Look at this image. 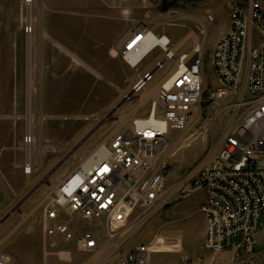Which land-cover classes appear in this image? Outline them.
<instances>
[{
  "label": "rangeland",
  "instance_id": "rangeland-1",
  "mask_svg": "<svg viewBox=\"0 0 264 264\" xmlns=\"http://www.w3.org/2000/svg\"><path fill=\"white\" fill-rule=\"evenodd\" d=\"M34 1L25 0L24 21L17 26L7 21L4 10L0 12V114L4 116H0V178L10 185L14 202L34 183L42 184L41 195L45 197L39 206L29 200L35 209L25 214L22 206L32 186L14 205L13 213L19 219L24 217L26 226L43 229L45 205L63 188L74 168L101 142L130 125L135 114L148 113L153 97L146 103L143 101L147 99L143 100V106L140 96L130 102L125 97L162 59L163 52L156 49L137 68H131L121 48L134 27L145 24L154 34L168 35L172 47L179 43V53L188 51L198 40L196 33L205 55L202 102L187 128L170 134L161 154L167 174L159 201L149 209L152 215L144 217L143 209L134 211L122 225L120 241L124 249L150 245V264H186L181 255H190L195 262L202 256L203 264L215 259L231 264L232 252L216 255L204 247L198 220L205 190L185 192L194 167L209 152L218 151L225 132L232 124H240L247 113L245 107L238 112L233 109L234 97L217 104L210 101L217 85L212 65L215 35L228 24L229 0H217L218 5H211L215 21L200 24L191 14L208 5L188 4L201 0H151L159 5H127L129 1L119 5L115 0ZM19 6L17 0L9 3L10 19L17 16ZM199 28H205V32ZM171 67L169 63L157 72L140 95L157 88ZM26 135L32 136L31 143H25ZM27 157L32 158L35 168L29 175L24 174ZM75 183L76 179H71L64 190H72ZM1 189L0 202L4 198ZM72 223L76 233L87 227L84 222ZM41 242L51 251L74 247L73 242L52 245L54 248ZM256 247L264 252L263 220L256 233ZM114 256V251L103 254L104 262ZM263 257L262 253L260 262H264Z\"/></svg>",
  "mask_w": 264,
  "mask_h": 264
},
{
  "label": "built area",
  "instance_id": "built-area-1",
  "mask_svg": "<svg viewBox=\"0 0 264 264\" xmlns=\"http://www.w3.org/2000/svg\"><path fill=\"white\" fill-rule=\"evenodd\" d=\"M138 1L143 5L150 2ZM233 2L228 27L214 46L212 65L217 85L210 101L217 104L234 97L233 109L238 112L245 107L247 113L240 124H232L225 132L218 151L209 152L194 167L185 192L205 190L200 207L207 224L205 249L216 255L232 252L231 264H254L261 257L256 233L264 221V0ZM199 30L205 32V28ZM157 36L139 24L121 48L131 68H137L156 49L163 52L162 59L126 95L128 102L172 63L157 84L148 113L135 114L130 125L101 142L89 165L83 164L86 158L79 163L44 207L46 234L62 235L66 241L75 239L78 250L87 254L111 247L115 256L107 264H149L150 245L122 248V225L137 209L144 210V217L152 215L149 209L159 201L167 174L161 154L170 134L187 128L204 95L203 43L198 39L189 51L179 53L168 35ZM146 44L149 52L137 59ZM31 142L32 136L26 135L25 143ZM34 169L28 159L25 174ZM74 177L77 186L65 192V184ZM74 219L96 221L99 230L76 236L70 227ZM183 260L186 264L195 262L188 257ZM0 264L11 263L0 256Z\"/></svg>",
  "mask_w": 264,
  "mask_h": 264
},
{
  "label": "crops",
  "instance_id": "crops-1",
  "mask_svg": "<svg viewBox=\"0 0 264 264\" xmlns=\"http://www.w3.org/2000/svg\"><path fill=\"white\" fill-rule=\"evenodd\" d=\"M11 1L12 0H0V12H3L4 10L7 15V18H6L7 21L12 22L14 26H17V25L22 24L24 21V14H25L24 5H26V2L25 0H17V3L20 4L19 6L20 11L15 18L10 19L9 14L12 8L8 7V5ZM33 1L34 0H32L31 2ZM115 1L119 5L126 4V2L123 0H115ZM128 1L129 2L127 3V5H143L138 0H128ZM216 1L217 0H201L198 3L193 2L191 4H188V5H208V7H204L198 11L192 12L191 15H193V19L196 21V23L200 24V22H204V21H211V22L215 21L213 8L211 7V5H218ZM233 1L234 0H229V5L232 6L234 4ZM159 4L158 3L154 4L150 0V2L147 5H159ZM33 5H37V4H33ZM103 5H105V3ZM4 7L6 9H4ZM0 14L2 15V13ZM1 15H0V26L3 23V19L1 18ZM13 20L15 21L13 22ZM42 20L44 21L45 25H48L47 21H45L44 19ZM228 24H229V21H228ZM228 24L225 25L218 33H216L215 45L220 39V37L222 36V34L224 33V31L227 29ZM194 34L201 41L200 37L196 33ZM11 41H13V39H11ZM58 41L62 43V40H58ZM22 43H23V40H22ZM178 46H179V43L176 44L174 48H178ZM11 56H13L12 53H11ZM75 61L78 63L80 62L78 59H75ZM0 116L4 117L2 114H0ZM19 127L22 128L23 126L19 125ZM28 159L31 160V163L33 165V162H32L33 160L31 157H27V159L25 160V164L28 161ZM35 184L36 183H34L32 186H35ZM9 186L10 185L8 184L6 180H3L2 178H0V187L3 188L1 189V192L3 193V197H4L3 200H1L0 202V221H2V223H0V256H4L8 258L11 264H107L109 262V260H106V259L104 262L103 254L107 255L109 252H112L113 250L111 249V247H106L105 250H102L96 254H87V253H83L78 250L75 239L71 241H66L64 236L62 235L50 236L46 234L45 215H44V221H43L44 228L42 229L39 227L30 226V225L26 226L24 224V217L21 216L19 219V217L16 216L14 213L9 214L12 211L14 205L21 199V197L23 198L24 195L27 194V192L32 187L30 186L29 190H27L22 196H20L18 198L19 200L17 199L18 201L14 202V196L11 194L12 192ZM41 194H43V192L41 191L40 188H38L31 196H29L26 199V201L24 202L22 206L23 208H25L24 209L26 212L25 214L29 215L33 211V209H35V206L31 207L32 203H30L29 200H33V202L36 201V206H39L45 200V197ZM36 196H37V199H36ZM74 220L78 221L77 219H74ZM74 220H72V222ZM198 221H199L198 224H199V227H200V230L202 232V235L204 237V242H205L207 224H206V217L203 213L200 215V218ZM72 222L70 223V227L72 231H74L72 228V224H73ZM84 224L87 226L84 229V231L86 230H95V231L97 230L98 231L99 230L98 223L96 221L84 222ZM84 231H82L81 233H76V232L74 233L76 236H79ZM42 240L45 243H49L51 246L54 244V247H56L58 243L60 244L63 243V245H66L68 243L73 242L74 247H71L70 249H66L63 247L62 249H54L55 251L53 250L51 251L49 250L47 245L46 246L41 245ZM259 252L261 253V256H262V253L264 254V252L262 251H259ZM188 256L181 255V258L188 257ZM95 257H98V259L95 260ZM198 257L200 259V262L199 261L194 262L193 264H203L204 263L203 257L202 256H198ZM260 259L261 257L254 264H264V262L262 261L260 262ZM216 262H221V261L215 259L214 261L211 260L208 264H215Z\"/></svg>",
  "mask_w": 264,
  "mask_h": 264
},
{
  "label": "bare ground",
  "instance_id": "bare-ground-1",
  "mask_svg": "<svg viewBox=\"0 0 264 264\" xmlns=\"http://www.w3.org/2000/svg\"><path fill=\"white\" fill-rule=\"evenodd\" d=\"M152 31V30H151ZM152 34L155 36V38H157L158 39V36L156 35L157 33H153L152 32ZM149 52V48H148V45L146 44L145 46H143L142 47V49L139 51V53L136 55L137 57V59L138 58H141V56H145L147 53ZM139 56V57H138ZM156 91H157V88H153V89H151V90H149L148 92H146V93H143V94H139V95H137V97L138 96H140V98H139V100H140V102H141V104H143V103H145L148 99L147 98H149V97H155L156 95ZM155 95V96H154ZM147 99V100H146ZM143 100H146L145 102L143 101ZM142 101H143V103H142ZM121 119H123V118H121ZM93 152H95V151H92L91 152V154L89 153V155L86 157V161L84 160L83 161V164L85 165V167H87L88 165H89V163H90V157H91V155H92V153ZM98 155V154H97ZM75 180L76 179V183H75V186L73 187V189L72 190H70V191H68V190H64L65 192H72L73 190H74V188L77 186V184H78V179H77V177H74V178H72V180ZM68 184V183H67ZM67 184H66V186H67Z\"/></svg>",
  "mask_w": 264,
  "mask_h": 264
},
{
  "label": "water",
  "instance_id": "water-1",
  "mask_svg": "<svg viewBox=\"0 0 264 264\" xmlns=\"http://www.w3.org/2000/svg\"><path fill=\"white\" fill-rule=\"evenodd\" d=\"M94 133V131L91 133V134H93ZM42 186V184L40 183V184H37L28 194H27V196L25 197V200H26V198H28L29 196H31L38 188H40ZM14 211H11L9 214H12ZM4 220V219H3ZM0 223H2V221H0Z\"/></svg>",
  "mask_w": 264,
  "mask_h": 264
}]
</instances>
